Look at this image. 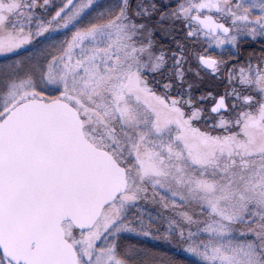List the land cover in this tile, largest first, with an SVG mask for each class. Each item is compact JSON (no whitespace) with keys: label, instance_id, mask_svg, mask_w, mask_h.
I'll use <instances>...</instances> for the list:
<instances>
[{"label":"snow or ice","instance_id":"obj_1","mask_svg":"<svg viewBox=\"0 0 264 264\" xmlns=\"http://www.w3.org/2000/svg\"><path fill=\"white\" fill-rule=\"evenodd\" d=\"M0 264H264V0H0Z\"/></svg>","mask_w":264,"mask_h":264}]
</instances>
